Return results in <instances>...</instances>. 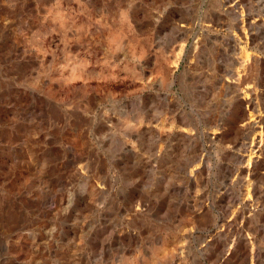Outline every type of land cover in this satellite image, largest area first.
<instances>
[{"label": "rangeland", "instance_id": "1", "mask_svg": "<svg viewBox=\"0 0 264 264\" xmlns=\"http://www.w3.org/2000/svg\"><path fill=\"white\" fill-rule=\"evenodd\" d=\"M0 264H264V0H0Z\"/></svg>", "mask_w": 264, "mask_h": 264}]
</instances>
